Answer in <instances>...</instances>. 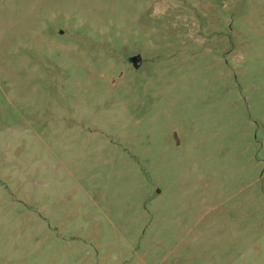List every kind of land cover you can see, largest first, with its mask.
I'll list each match as a JSON object with an SVG mask.
<instances>
[{"label":"rangeland","instance_id":"1","mask_svg":"<svg viewBox=\"0 0 264 264\" xmlns=\"http://www.w3.org/2000/svg\"><path fill=\"white\" fill-rule=\"evenodd\" d=\"M0 264H264V0H0Z\"/></svg>","mask_w":264,"mask_h":264},{"label":"flooded vegetation","instance_id":"2","mask_svg":"<svg viewBox=\"0 0 264 264\" xmlns=\"http://www.w3.org/2000/svg\"><path fill=\"white\" fill-rule=\"evenodd\" d=\"M130 61H131V63H132V61L139 62L138 59H137V57H130Z\"/></svg>","mask_w":264,"mask_h":264},{"label":"water","instance_id":"3","mask_svg":"<svg viewBox=\"0 0 264 264\" xmlns=\"http://www.w3.org/2000/svg\"><path fill=\"white\" fill-rule=\"evenodd\" d=\"M137 59H138L139 62H135V63H136L135 65H136V66H139V64H140V62H141V57H140V55L137 56Z\"/></svg>","mask_w":264,"mask_h":264}]
</instances>
